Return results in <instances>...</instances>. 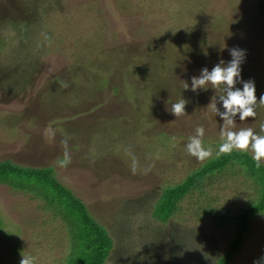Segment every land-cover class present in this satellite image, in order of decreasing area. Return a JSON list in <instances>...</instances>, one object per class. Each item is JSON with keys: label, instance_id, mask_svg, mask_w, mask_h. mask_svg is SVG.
I'll use <instances>...</instances> for the list:
<instances>
[{"label": "rangeland", "instance_id": "obj_1", "mask_svg": "<svg viewBox=\"0 0 264 264\" xmlns=\"http://www.w3.org/2000/svg\"><path fill=\"white\" fill-rule=\"evenodd\" d=\"M262 2L0 0V162L23 167L0 184V264H66L68 194L37 168L108 230L106 264H216L245 221L229 264H264V210L241 215L264 193V162L256 168L250 151L234 150L191 182L169 222L152 217L188 176L229 155H217L224 121L210 105L223 113V92H193L192 77L239 48L241 80L264 95ZM182 98L186 115L176 118ZM234 119V131L264 135V106ZM198 126L212 149L202 162L186 148ZM23 177L48 193L10 188ZM224 217L233 220L212 227Z\"/></svg>", "mask_w": 264, "mask_h": 264}, {"label": "trees", "instance_id": "obj_2", "mask_svg": "<svg viewBox=\"0 0 264 264\" xmlns=\"http://www.w3.org/2000/svg\"><path fill=\"white\" fill-rule=\"evenodd\" d=\"M258 14L256 16L262 17L264 16V2L260 3L257 7ZM21 37V36H20ZM23 37V36H22ZM21 37V38H22ZM236 153V152H235ZM240 153V152H239ZM234 154L232 152L227 156L226 159L222 160H216L214 163H212L207 170H203L200 172H196L188 176V181L186 182V185H182L181 187L175 189L174 197L170 199H166V202L160 203L156 206V210H154L152 217L154 220L161 221L163 223L169 222V218L172 214L175 213L176 206L178 200L183 197V195L186 193V188H188L191 184V182L198 181L202 175H204L206 171L209 170L208 173H213V169L216 167L221 166L224 162L227 161L228 158H231V156ZM232 161V160H231ZM23 167L15 166L11 164L10 162H0V184H6L5 180H7L8 176H18L21 174V169ZM33 170H39L43 176V178H46L47 181H49L50 185H52L54 188L64 191L68 194L67 199L70 203L68 205H64V210L62 213V216L65 218L68 217L70 219H66L64 223H66V229L67 234L69 236L68 240V249L69 252L66 256L65 262L66 264H106L105 260L112 249V238L109 235L108 230L104 229L101 225H99L96 221H94L89 213L87 212L85 206L82 204V202L79 200L77 196L74 195V193L64 187L61 186L57 181L54 180L52 176V171L50 169H44V168H37ZM213 170V171H212ZM211 171V172H210ZM37 172V171H32ZM28 173V172H27ZM30 173V172H29ZM28 173V174H29ZM195 179V180H193ZM26 180L25 177L22 178L20 181V186L17 188L10 187L16 190H26L30 189L32 192H35L36 194H42L45 192V194L48 193V191L44 190V188H38L35 184H28L24 181ZM260 184V182H259ZM255 186L259 190V195L262 192V189L258 187V184ZM40 191V192H39ZM174 191V190H173ZM47 207V206H46ZM48 208V207H47ZM249 209V210H247ZM245 213L241 214L244 219L249 217H252L251 215L255 212H261L264 210V193L257 199V201L254 204V207L247 208ZM159 214V216H158ZM72 217L74 220H72ZM247 219V224H248ZM72 220V221H71ZM212 221V227L217 228L220 226H223L225 224H228L233 219L230 217H224L223 219H219L218 221ZM235 222L237 223L236 219ZM247 229H246V221L238 223L235 225V234L236 236L233 237L232 240H230L228 246H227V252L222 254L216 261V264H229L230 259L232 255L236 252L238 249L239 243L244 237L247 235ZM234 234V235H235Z\"/></svg>", "mask_w": 264, "mask_h": 264}, {"label": "clouds", "instance_id": "obj_3", "mask_svg": "<svg viewBox=\"0 0 264 264\" xmlns=\"http://www.w3.org/2000/svg\"><path fill=\"white\" fill-rule=\"evenodd\" d=\"M230 56L232 59L226 65L224 61H221L211 71L203 68L199 77H192L191 90L193 92L198 89L207 90L206 85H211L213 89L223 92L219 96L225 110L223 113L216 109L215 104H210L214 107L216 114L224 121L220 130L223 143L220 145L217 155L231 154L234 150L250 151L253 153L255 167L259 168L261 163L264 162V135L255 134L250 127L234 131L236 127L234 118L237 115H239L240 121L255 118L257 107L264 106V95H261L258 101L254 82L241 80V64L245 59L244 51L239 48H232L230 49ZM238 81L243 84V90L235 87ZM188 87V84L185 83V89H188ZM213 99L215 100V98ZM186 103L187 101L182 98L172 105L171 113L176 118L186 115ZM262 131H264V128H262ZM204 134V127L198 126L195 129V135L189 138L190 142L186 145L187 152L201 162L212 155V149H206L203 146ZM65 156V163H67V152ZM20 264H34V260L32 257L22 256Z\"/></svg>", "mask_w": 264, "mask_h": 264}]
</instances>
